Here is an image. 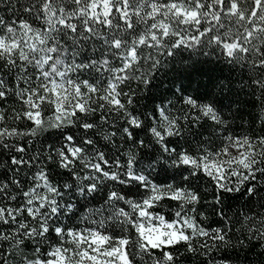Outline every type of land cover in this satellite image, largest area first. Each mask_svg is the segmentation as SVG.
Wrapping results in <instances>:
<instances>
[{
  "label": "snow or ice",
  "instance_id": "snow-or-ice-1",
  "mask_svg": "<svg viewBox=\"0 0 264 264\" xmlns=\"http://www.w3.org/2000/svg\"><path fill=\"white\" fill-rule=\"evenodd\" d=\"M205 65L211 89L176 86ZM254 255L264 0H0V264Z\"/></svg>",
  "mask_w": 264,
  "mask_h": 264
},
{
  "label": "trees",
  "instance_id": "trees-1",
  "mask_svg": "<svg viewBox=\"0 0 264 264\" xmlns=\"http://www.w3.org/2000/svg\"><path fill=\"white\" fill-rule=\"evenodd\" d=\"M189 55V53H184V56L187 57ZM194 59H197L196 57H194ZM199 59H203V57H199ZM204 69L206 70L207 74L205 75H201L199 73H193L192 76L190 78H185V79H178L175 81L176 86H180L181 84L185 85L187 87V94L189 95H193L196 96L198 94H203L207 89L205 88V85L208 86V89H211V84L209 83V75H215V73H212L210 71H208L209 66L205 65ZM212 91L216 94L219 93V89H212ZM160 94V91H157V95ZM165 95L168 96L169 99H175L174 97H171L168 93H165ZM248 99V97H245L243 95L240 96V100L241 103L238 105V107H240L243 110V121L239 118L236 117L234 118V124L233 127L235 128L236 132L238 134L243 133L245 131L248 130V125L245 124L244 128H239L237 127L239 124L243 123L244 121H248L250 118L248 116L249 112H256L258 111V109H254L252 108L250 105L243 103L244 100ZM158 102V101H157ZM224 103L227 104L228 100H224ZM180 107L179 103L176 104V108L178 109ZM234 107H236L234 105ZM176 109H173V111H175ZM226 111H230L228 109H226ZM257 126V130H258ZM166 180V177L162 174L160 177H158V181L157 182H164ZM239 206V205H237ZM253 259L256 261V264H260V260L258 257H256L255 255L253 256Z\"/></svg>",
  "mask_w": 264,
  "mask_h": 264
}]
</instances>
